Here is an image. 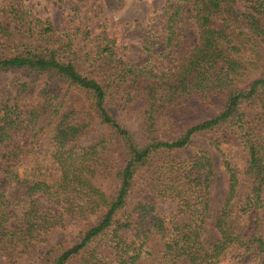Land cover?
Listing matches in <instances>:
<instances>
[{
  "label": "trees",
  "instance_id": "16d2710c",
  "mask_svg": "<svg viewBox=\"0 0 264 264\" xmlns=\"http://www.w3.org/2000/svg\"><path fill=\"white\" fill-rule=\"evenodd\" d=\"M73 4L58 29L0 2V72L13 75L0 88V255L14 263L72 218L77 233L41 264L264 254V0H165L160 32H143L149 55L139 64L105 26L75 21L82 6ZM222 127L247 159L236 167L221 157L226 189L213 213L211 150L177 152L204 136L222 153ZM144 177L155 200L173 204L169 216L154 200L130 201Z\"/></svg>",
  "mask_w": 264,
  "mask_h": 264
},
{
  "label": "rangeland",
  "instance_id": "374dc122",
  "mask_svg": "<svg viewBox=\"0 0 264 264\" xmlns=\"http://www.w3.org/2000/svg\"><path fill=\"white\" fill-rule=\"evenodd\" d=\"M15 1L23 7L29 8L41 18H49L55 28H64L73 14V1H78L81 7L79 18L75 16V21L86 17L89 19L90 28L93 32H98L105 26L108 33L115 36V44L123 53L124 58L133 64L145 61L149 52L142 47L144 30L158 34L162 26L160 18L161 9L165 0H0V2ZM93 3L99 9H92ZM239 9L243 8L241 3L237 4ZM75 12V11H74ZM77 13H79L77 11ZM187 36L192 33L191 29L185 31ZM13 78L10 72H0V88ZM35 83L29 85L27 93L32 95L35 90ZM112 114H116V109L109 106ZM219 148L222 153L216 152L208 147V142L204 136L195 138V144L177 152L182 157H191L199 148L211 150V157L214 164V199L213 213L217 211V205L221 202L226 189L224 169L221 164V157L228 159L236 167L247 159L246 153L242 150L238 140L224 127L219 130ZM147 179L142 178L134 188L130 201L138 198L154 200L156 211L164 216H169L173 204L169 200H155L153 193L146 186ZM38 200L45 205V199L38 196ZM66 228H54L46 236L44 242L35 246L29 253L16 257L14 263L9 262L0 255V264H41L40 256L52 245H57L72 238L78 230L75 220L68 219ZM214 236L212 229L206 231L205 238L211 239ZM142 264H150L147 261ZM216 264H264V254L242 255L234 249H227Z\"/></svg>",
  "mask_w": 264,
  "mask_h": 264
}]
</instances>
